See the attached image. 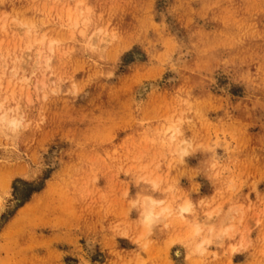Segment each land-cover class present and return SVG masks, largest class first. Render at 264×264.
<instances>
[{"label":"rangeland","instance_id":"obj_1","mask_svg":"<svg viewBox=\"0 0 264 264\" xmlns=\"http://www.w3.org/2000/svg\"><path fill=\"white\" fill-rule=\"evenodd\" d=\"M4 99L0 264H264V0H0ZM149 170L243 205L246 245L193 255L187 220L140 236Z\"/></svg>","mask_w":264,"mask_h":264},{"label":"bare ground","instance_id":"obj_2","mask_svg":"<svg viewBox=\"0 0 264 264\" xmlns=\"http://www.w3.org/2000/svg\"><path fill=\"white\" fill-rule=\"evenodd\" d=\"M73 14L76 16L75 21L78 20V7L74 12L69 13V16ZM5 102L6 99L0 101V124L6 128L7 126L13 128L19 126L23 119L16 116H9L8 110H6L4 106ZM161 133L164 135L168 134L170 140H175L176 136L179 134V129L175 125V122H167L161 128ZM181 142L183 144H189L190 141L188 139H183ZM180 150L183 152L186 151L184 146L180 148ZM183 152L181 154H184ZM146 168L147 166L143 165L141 170H145ZM151 173L152 171L150 170L149 172H144L139 178V181L146 187L158 191L160 194L153 196L149 193H138L135 196L136 198H134L135 200L132 201V205L135 206L138 212L135 227L139 230L138 233L140 236L147 234L159 223L167 229H174L179 226L180 229H182V225L187 220L190 223V227L187 228V230H183L181 233L183 234L181 241L188 252L193 255L195 253L199 255L203 254L206 251L207 244L210 242H215L218 246L224 244L230 252L236 250L237 246L243 248V246L246 245L247 238L243 235H241L240 238H242V241H246L245 244L242 242H226L227 239L234 237V221L237 220L239 223L242 221V217L236 218V216L242 211L243 205L235 201H227V206L223 209L220 203L214 200L211 201L208 197L201 198L198 202H193L190 198H176V195L173 194L174 192L172 193L170 191L172 187L170 188V186L166 185L159 175ZM262 212L264 214V208ZM175 218H178L176 222L177 226L174 225ZM258 220L259 219H256V222H259ZM139 239L140 238H138V240ZM170 239L169 241H172V238ZM138 261V258L134 259L135 264L138 263Z\"/></svg>","mask_w":264,"mask_h":264},{"label":"crops","instance_id":"obj_3","mask_svg":"<svg viewBox=\"0 0 264 264\" xmlns=\"http://www.w3.org/2000/svg\"><path fill=\"white\" fill-rule=\"evenodd\" d=\"M194 199V198H193ZM193 201V200H192ZM193 202H198V200L196 199V200H194Z\"/></svg>","mask_w":264,"mask_h":264}]
</instances>
